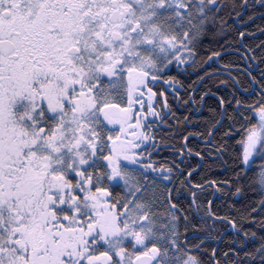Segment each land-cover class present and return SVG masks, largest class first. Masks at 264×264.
I'll use <instances>...</instances> for the list:
<instances>
[{
	"label": "snow or ice",
	"instance_id": "1",
	"mask_svg": "<svg viewBox=\"0 0 264 264\" xmlns=\"http://www.w3.org/2000/svg\"><path fill=\"white\" fill-rule=\"evenodd\" d=\"M256 7L264 0H0V264H264V70L243 96L215 94L205 118L225 172L205 183L226 200L252 193L247 205L227 201L236 217L218 216L212 199L202 210L193 193L202 223L233 230L226 251L209 243L221 239L215 222L200 229L173 196V168L153 159L155 129L173 113L156 86L183 99L179 76L220 59L200 63L206 35L235 27L247 52L264 49L244 44Z\"/></svg>",
	"mask_w": 264,
	"mask_h": 264
},
{
	"label": "trees",
	"instance_id": "2",
	"mask_svg": "<svg viewBox=\"0 0 264 264\" xmlns=\"http://www.w3.org/2000/svg\"><path fill=\"white\" fill-rule=\"evenodd\" d=\"M226 2L231 4L232 0H226ZM258 10H260V8H254L255 12H257ZM228 11H229L228 9L225 10V16ZM250 13L251 11L249 12V14ZM233 19H228L229 25H234ZM246 28L250 33H255V32L257 33L258 31L260 30L261 31L255 34V36L246 37L244 39V44H248L249 47H253L260 45L261 42H264V30H262V28H264V16L251 20V22L246 25ZM223 31H224L223 33L221 32L217 33L214 37L210 35H206L202 37L204 43L202 45L200 57L198 59L200 63L203 64L202 61H204L206 57L210 56L212 52L218 51L221 52L220 59L217 60L219 61L220 65L221 64L223 66L227 65L229 69L231 67H241L242 60L240 56L237 53L232 52V51H241L239 47L237 29L235 27H230ZM253 55L255 56L264 55V49L254 47ZM205 67L206 68L204 69L203 72L209 71V69L212 70L216 69V65L215 62H213V60L210 61V65H207ZM197 72L198 71H196L195 73ZM230 73L235 76V79L238 82L242 91L244 89L251 88L249 87L251 85V81H249L248 76L243 71L241 72L237 70H232ZM169 74L175 75L176 73H169ZM201 74L202 72L197 74L185 72L183 73V75L179 76V79L184 83V88L181 90L177 86V90L180 93V97H183V99L178 98L174 93L168 92V90L170 91L172 90L173 87L172 85L162 84L168 95L169 102L173 108V113L169 114V116L166 118L168 120L167 125H161L159 128L155 129L157 143L160 146L159 148H156L155 145L153 146V148L155 149L153 159L158 160L160 163L165 164L166 167L171 166L173 168V172L171 173L172 183L169 185V187L175 185V188H173V193H172L173 196H176V189H179V193H180L179 202L181 203L182 207L187 210L190 220H193L195 223H197L200 229L206 230V227L211 226L215 221H212L210 218L203 223L200 221L199 219L200 213L196 211L197 204L192 203L190 199L191 191L188 188L186 181L184 180L186 172L183 170V175H181L180 174L181 167L177 168V164H179V162L177 160L178 154L176 152L177 150H179V148L183 143V139H182L183 134H190L187 147L193 148L194 151H199V149L196 148L199 145L197 143L196 137L203 140V136L207 135V122L205 118L209 116V111H208L209 107L215 106L213 102L217 101L218 99L213 95L211 96L208 95L207 97H205L203 102L204 105L203 109L201 113L198 114L197 116H194V114L190 112L191 106L188 101L190 91L193 88V84L194 82H197V77L200 76ZM252 75L255 76L254 73H252ZM221 82L224 83V87L223 86L221 87ZM234 87L236 88L235 83L232 80H230L228 77L224 76V74L210 75L208 79L204 80L203 83H200L196 93H198L200 90L207 91L209 88H211V92L214 95L219 94L227 97L231 94L232 89ZM236 90L241 96L244 95V93H241L237 88ZM246 99L248 100L249 103H251L253 100H256L258 98L255 96L254 93V95L246 97ZM195 101H197L196 97H195ZM185 117H187L186 122H185ZM177 120L180 121L179 124H177L176 122ZM225 130H226V124L225 126H221L220 132H223ZM220 132L216 134L214 139H219ZM174 133H180L181 135L177 136ZM196 133H202L203 135H196ZM258 163L259 162H257V164ZM192 164L193 167H196L198 165L197 159H193ZM165 175L167 176L169 174L166 172ZM224 177H225V172L223 167L221 166V161L219 159H215V158L212 159L205 156L204 161L200 165L199 169L193 171L192 178L191 180L188 179V181L190 182L191 185H195V184H204L205 181H211L212 179L222 180ZM195 196H196V200L202 206V210H206V201H202V200L200 201L197 195ZM251 199H252L251 192L246 193L244 197H236V198L232 197L231 193H229L227 197V201L230 200L233 204H237V207H239V205L241 204L247 205ZM190 205L191 207H189ZM212 210L216 211L218 216L231 215L233 217H236L238 215L237 209L231 208L228 202H226V205L222 207V209L219 211V209L216 206V202L214 201ZM255 215L257 216V221H259L260 213H255ZM215 224H216V229L213 232V236L219 235V228L222 226V222L217 221L215 222ZM190 230H191V226H190ZM228 242H229V234L223 236L219 242L218 249L220 250L221 253L227 250L226 246ZM209 243L212 246H215L216 240L209 241Z\"/></svg>",
	"mask_w": 264,
	"mask_h": 264
},
{
	"label": "flooded vegetation",
	"instance_id": "3",
	"mask_svg": "<svg viewBox=\"0 0 264 264\" xmlns=\"http://www.w3.org/2000/svg\"><path fill=\"white\" fill-rule=\"evenodd\" d=\"M256 8H260V7H256ZM252 12V11H254V9H251V10H249V12ZM262 12H264V8H260V10H258L256 13H257V15L253 18V19H255V18H259V17H261V15H260V13H262ZM249 14V13H248ZM249 15H251V13L249 14ZM246 18V17H245ZM252 19V20H253ZM246 20V25L247 24H249L250 22H251V20L250 21H247V18L245 19ZM233 23H234V25L235 24H237L238 22L235 20V19H233ZM245 25V26H246ZM262 30H264V28H262ZM261 31V30H260ZM260 31H258L257 33H259ZM224 31H222L221 33H223ZM226 33V32H225ZM256 32L255 33H252V35H249V36H247V37H252V36H255V34H257ZM262 33V32H261ZM238 39H239V47H240V49H241V51H232V52H234V53H237L239 56H240V58H241V60H242V65H241V67H231L230 69L227 67H225V66H223L222 64L220 65V63H219V61H217V60H213V62H215V65H216V69L215 70H213L214 72H217L218 74L217 75H221V74H224V76H226V77H228L230 80H232L233 81V78L235 79V76L233 75V74H231L230 72L232 71V70H237V71H243L247 76H248V79H249V81H251V77L249 76V73H254L255 74V76L257 77V78H259V76H260V74H261V71L262 70H264V68H263V66H264V63L263 64H260L259 63V61H257V60H254V59H252V56H253V52H247V50L243 47V45L240 43V38L238 37ZM242 50H244V51H242ZM203 63H204V61H202ZM207 65H210V62L207 64ZM207 65H205V66H207ZM262 65V66H261ZM203 67L201 70H199L197 73H200V72H202V74L201 75H203V73H205V72H208V71H205V72H203L204 71V69L206 68V67ZM227 69V70H226ZM190 73H193V74H197V73H195L196 71H194V70H192V71H189ZM171 73H176V70H175V66H173V70H172V72ZM233 77V78H232ZM235 81H236V79H235ZM234 82V81H233ZM237 82V81H236ZM236 82H234L235 83V85H236V88L241 92V93H244V90L242 91V89L240 88V86H239V84H238V86H237V84H236ZM238 83V82H237ZM163 83H161V84H158L156 87H157V89H163L164 91H165V89H164V87H163V85H162ZM196 85L194 86L195 87V91H193V88L191 89V91H190V94L191 95H195V97H196V102L195 103H192L189 99H188V101H189V104H190V106H191V111L190 112H192L193 114H194V116H197L198 114H200L201 113V111H202V109H203V102H204V100L203 101H201V93H203V92H205V91H202V90H198L199 92L198 93H196V91H197V89H198V87H199V84H198V81L195 83ZM224 87V83L223 82H221V87ZM252 88H255V84H253L252 83V81H251V88L249 89V91H251V89ZM168 90V89H167ZM168 92L170 93H173V91L171 90H168ZM208 95H213V96H215L217 99H218V96L217 95H214L212 92L211 93H209ZM254 95V94H253ZM255 96L258 98V94H255ZM162 101V100H161ZM173 109V108H172ZM197 109H199V110H197ZM196 139H197V143L199 144L198 145V147H196V148H198L199 149V151L200 150H204L205 151V156L206 157H208V158H212V159H214L209 153H208V151H207V142H205V140L203 139V140H201V139H199V138H197L196 137ZM184 142V141H183ZM182 145H183V143H182ZM181 145V146H182ZM177 152V154H178V156H177V160H178V162H179V167H181V170L183 171H185L186 172V174H185V177H184V180L186 181V176H187V174H188V170L189 169H194L195 167H193V159H197V163H198V165H199V163L200 162H202L203 163V161H204V159L203 160H201V158L199 157V156H196L195 155V152L196 151H193L192 153H188L187 152V147L185 148V154H184V160H183V163H180V161H179V151L177 150L176 151ZM186 184H187V186H188V188L190 189V191H191V197H190V199H191V201L193 200V193H195V195H197V197H198V199L201 201H206V209H207V201L210 199V197H211V195L213 194V192H214V190H216V186L215 185H211V184H208V185H206L205 186V188H201V189H199V190H192L191 189V187L188 185V183H187V181H186ZM195 185H197V184H195ZM200 186L202 185H205V183L204 184H199ZM194 186V185H193ZM234 198H236V197H234ZM213 201H215L216 202V206H217V208L219 209V211L222 209V207H224L225 205H226V202H227V200H226V198H225V196L222 194V193H220L219 191H217L216 190V193H215V196H214V199H213ZM210 219H211V217H209ZM212 220V219H211ZM214 221V220H213ZM217 221H219V222H222V226L219 228V235L221 234V232L222 231H224L225 229H227L230 225L226 222V221H220V220H217ZM217 221H215V222H217ZM229 234V237H231L232 235H233V230L231 229V228H229L227 231H226V234L225 235H228ZM224 235V236H225ZM194 243H195V241H193ZM226 251V250H225Z\"/></svg>",
	"mask_w": 264,
	"mask_h": 264
},
{
	"label": "water",
	"instance_id": "4",
	"mask_svg": "<svg viewBox=\"0 0 264 264\" xmlns=\"http://www.w3.org/2000/svg\"><path fill=\"white\" fill-rule=\"evenodd\" d=\"M233 81L236 82L234 78H233ZM199 83H200V82H198V84H199ZM236 84H237V86H238V83H237V82H236ZM199 85H200V84H199ZM238 87H239V86H238ZM183 144H184V142H183ZM201 164H202V162L199 163V165H201ZM195 170H197V167H195V168L193 169V171H195ZM186 181H187L188 185L191 187L192 190H199V189H201V188H205V186L208 185V184H205V185H203V186H200L199 188H197L196 185H194V186L191 185L190 182L188 181V174H187V176H186ZM215 193H216V190H214V192H213V194L211 195L210 199H212V200L214 199ZM208 207H209V205L207 204V208H208ZM211 219H212V221H213V218H211ZM216 221H217V220H216ZM229 228H230V226H229L227 229H225L224 231L221 232V234L219 235V236L221 237V239H222V237L226 234V231H227ZM221 239H220V240H221ZM220 240H217L215 247L218 248V245H219Z\"/></svg>",
	"mask_w": 264,
	"mask_h": 264
},
{
	"label": "rangeland",
	"instance_id": "5",
	"mask_svg": "<svg viewBox=\"0 0 264 264\" xmlns=\"http://www.w3.org/2000/svg\"><path fill=\"white\" fill-rule=\"evenodd\" d=\"M166 205H164L161 209H160V211H161V213L166 209Z\"/></svg>",
	"mask_w": 264,
	"mask_h": 264
},
{
	"label": "bare ground",
	"instance_id": "6",
	"mask_svg": "<svg viewBox=\"0 0 264 264\" xmlns=\"http://www.w3.org/2000/svg\"><path fill=\"white\" fill-rule=\"evenodd\" d=\"M221 53V52H220ZM233 78V77H232ZM200 84V83H199ZM196 90V89H195ZM206 184V183H205ZM202 186V185H201ZM216 242H217V240H216Z\"/></svg>",
	"mask_w": 264,
	"mask_h": 264
}]
</instances>
